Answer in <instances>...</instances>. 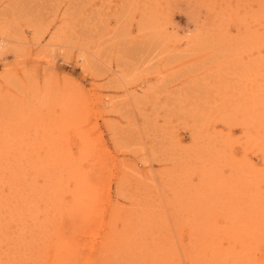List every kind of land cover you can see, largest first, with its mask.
Masks as SVG:
<instances>
[{
  "label": "rangeland",
  "instance_id": "1",
  "mask_svg": "<svg viewBox=\"0 0 264 264\" xmlns=\"http://www.w3.org/2000/svg\"><path fill=\"white\" fill-rule=\"evenodd\" d=\"M0 264H264V0H0Z\"/></svg>",
  "mask_w": 264,
  "mask_h": 264
},
{
  "label": "bare ground",
  "instance_id": "2",
  "mask_svg": "<svg viewBox=\"0 0 264 264\" xmlns=\"http://www.w3.org/2000/svg\"><path fill=\"white\" fill-rule=\"evenodd\" d=\"M3 45H4V41L0 39V49L3 47Z\"/></svg>",
  "mask_w": 264,
  "mask_h": 264
}]
</instances>
